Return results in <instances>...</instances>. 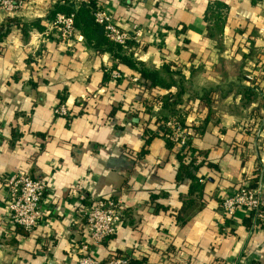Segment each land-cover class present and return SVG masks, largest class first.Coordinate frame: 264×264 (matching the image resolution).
Listing matches in <instances>:
<instances>
[{
  "label": "crops",
  "instance_id": "obj_1",
  "mask_svg": "<svg viewBox=\"0 0 264 264\" xmlns=\"http://www.w3.org/2000/svg\"><path fill=\"white\" fill-rule=\"evenodd\" d=\"M57 1L27 0L13 14L0 9V23L40 19L45 27L25 37L14 26L0 42V264H77L81 246L91 243L80 195L113 197L125 210L113 237L91 243L99 260L264 264V224L249 229L247 211L225 220L220 210L223 197L253 181L264 200V0H96L122 27H142L141 44L132 50L138 60L157 69L170 64L193 85L220 89L209 101L185 91L177 105L185 122L198 127L191 140L203 161L201 195L189 193V180L177 181L183 146L160 135L147 142L143 114L134 110L133 71L119 65L123 77L114 79L111 54L88 46L80 31L68 44L50 30L47 16ZM215 1L228 6L227 19L211 36L216 16L207 17V9ZM240 29L245 44L236 46ZM231 83L259 96L247 103L236 90L226 92ZM170 91L178 89H161ZM64 94L70 119L54 110ZM162 110L156 104L153 113ZM20 171L46 183L50 214L31 232L8 221L7 182ZM188 198L194 201L184 211L189 220L181 223Z\"/></svg>",
  "mask_w": 264,
  "mask_h": 264
},
{
  "label": "trees",
  "instance_id": "obj_2",
  "mask_svg": "<svg viewBox=\"0 0 264 264\" xmlns=\"http://www.w3.org/2000/svg\"><path fill=\"white\" fill-rule=\"evenodd\" d=\"M257 1L258 0H253V3H256ZM97 7L98 3L96 0H93L90 3L79 2L76 0H58L49 11L47 19L53 21L58 13L74 15L75 26L85 37L88 46L95 49L98 53L107 52L111 54L112 59L115 62L114 69H118L119 65H124L133 71V74L130 76H139L140 81L137 84L139 89L137 103L139 105L135 106L134 110L138 116L143 114V125L147 142H149L155 136L160 135L164 137L170 144H174V142L166 136V129H164V124L170 117H177L181 124L191 132L187 144L183 146L185 149L184 153H182L179 157L180 166L177 174V181L189 180V193L191 195L196 193L201 195L204 187L203 181L198 176V170L202 166L201 164L203 161L201 153L193 147L191 140L192 134H196L198 127L191 126L185 122L184 116L177 108V105L180 104L181 97L185 91H191L194 96L199 97V100L209 101L210 94L220 89L214 87L199 88L193 85L190 81H187L180 71L172 69L170 64H164L161 68L157 69L152 68L138 60L132 51L133 46H137L134 41H129L128 45L124 47L111 41L107 37L104 27L95 19L94 12ZM227 9L228 6L220 1H215L208 6L207 17L210 12H213L216 16L212 25L209 27V35L213 36L215 33H219L221 30H223L227 19ZM14 26L19 28L25 37L28 36L29 31L34 27L40 30L45 29L40 19L24 21L20 18L8 17L4 23H0V42L9 35ZM243 34L244 29H240L239 32L235 34V43L237 44L236 46H242L245 44ZM260 60L262 63L260 62L259 64L264 67V56H261ZM104 71L107 77H109L107 71L105 69ZM254 72L257 75L259 74L256 71ZM262 75H264V71ZM238 77L239 81L245 79V77L241 74ZM172 87H176L178 89L177 93H173L172 91L165 94L161 93V89L170 90ZM233 90L241 93L243 95V99L247 103L255 100L256 97L259 96V94L254 89L245 85H241L240 83H231V85L229 84L226 92ZM60 103L66 104L65 94L60 96V100L57 102L54 110ZM156 104L158 106L161 105L163 110L154 114L153 109ZM257 178L258 177H256V179ZM242 186L257 187L258 182L253 181L250 184L239 185L234 189L233 192L221 199L220 207L222 202L228 196H230ZM193 202L194 201L190 198L183 200V207L181 208L179 215V221H181V223L189 220V216H185L184 211L189 205H192ZM248 214L249 217L247 219V225L248 228L251 229L254 223V213L251 212ZM227 218L229 217L222 216V219L226 220Z\"/></svg>",
  "mask_w": 264,
  "mask_h": 264
},
{
  "label": "built area",
  "instance_id": "obj_3",
  "mask_svg": "<svg viewBox=\"0 0 264 264\" xmlns=\"http://www.w3.org/2000/svg\"><path fill=\"white\" fill-rule=\"evenodd\" d=\"M76 1L90 3L93 0ZM26 4L27 0H0V9L8 14H13L23 9ZM94 15L96 21L104 27L106 35L111 41L124 47L128 45L129 41H134L137 45L141 44L143 29L137 23H133L129 28H124L109 10L100 5ZM50 30L54 31L58 39L68 44L76 35L80 34L75 26L74 15L65 13L56 15L50 23ZM135 48L136 45L132 50ZM111 75L114 79L123 77L117 68L111 70ZM247 79L254 81L255 77L249 74ZM139 81V76L131 79L134 84H138ZM55 114L67 119L71 118V111L65 103H60L56 107ZM164 129H166V136L181 146L187 144L191 135V132L181 124L177 117H170L164 124ZM7 186L10 195L7 206L9 223L12 227H21L27 232L33 231L50 214L43 200L46 191L45 181L34 179L25 171H20L9 177ZM80 200L85 202L82 206V213L91 243L101 244L113 237L117 231V224L124 216L121 200L113 197L87 198L84 195H80ZM220 210L225 217H233L239 210L247 211V213L253 212V226L264 224V202L258 187H240L222 202ZM91 243H84L81 246V255L77 264H132L130 258L124 255H112L106 260H99L91 252ZM3 247V235L0 231V251Z\"/></svg>",
  "mask_w": 264,
  "mask_h": 264
}]
</instances>
